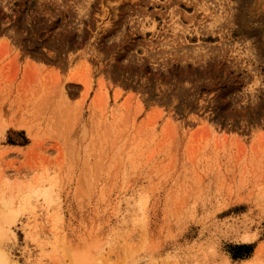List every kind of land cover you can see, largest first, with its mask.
<instances>
[{"label":"rangeland","instance_id":"374dc122","mask_svg":"<svg viewBox=\"0 0 264 264\" xmlns=\"http://www.w3.org/2000/svg\"><path fill=\"white\" fill-rule=\"evenodd\" d=\"M262 244L264 0H0V264Z\"/></svg>","mask_w":264,"mask_h":264},{"label":"bare ground","instance_id":"6f19581e","mask_svg":"<svg viewBox=\"0 0 264 264\" xmlns=\"http://www.w3.org/2000/svg\"><path fill=\"white\" fill-rule=\"evenodd\" d=\"M102 9H104V7L102 8ZM102 11V10H101ZM106 12V11H105ZM105 14V13H104ZM101 18H103V16L101 17ZM85 48H87V47H85ZM84 48V49H85ZM93 48H94V46H93ZM94 50V49H93ZM92 50V51H93ZM256 254L257 255H259L260 257H261V255H263L264 254V244H262V245H260L259 247H257V249H256ZM1 255V257H2V255L3 254H0ZM4 257V256H3ZM2 257V258H3ZM5 262H6V260H4ZM2 262V261H1Z\"/></svg>","mask_w":264,"mask_h":264},{"label":"trees","instance_id":"16d2710c","mask_svg":"<svg viewBox=\"0 0 264 264\" xmlns=\"http://www.w3.org/2000/svg\"><path fill=\"white\" fill-rule=\"evenodd\" d=\"M241 247H243V246H241ZM234 258H238V257H242V256H244V255H232Z\"/></svg>","mask_w":264,"mask_h":264}]
</instances>
